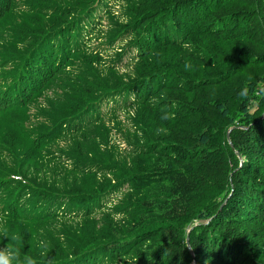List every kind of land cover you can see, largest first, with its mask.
Segmentation results:
<instances>
[{
	"label": "trees",
	"instance_id": "1",
	"mask_svg": "<svg viewBox=\"0 0 264 264\" xmlns=\"http://www.w3.org/2000/svg\"><path fill=\"white\" fill-rule=\"evenodd\" d=\"M12 1L0 0V191L13 188L8 202L0 193V246L22 241L20 264H264V0H89L82 15L25 51L10 32ZM56 1L36 7L60 10ZM108 8L107 29L97 32L102 44H121L110 64L129 53L132 71L111 66L108 76L95 75L83 109L62 105L71 113L38 131V147L60 139L64 152H81L79 169L65 178L35 171L33 158L16 151L27 139L24 110L53 86L76 37L84 44ZM47 16L23 26L41 29ZM52 105L37 107L47 124ZM121 107L135 111L134 137L118 162L114 145L100 149L87 131ZM68 209L81 220L78 232L56 229L55 243L52 226L50 235L42 230Z\"/></svg>",
	"mask_w": 264,
	"mask_h": 264
},
{
	"label": "rangeland",
	"instance_id": "2",
	"mask_svg": "<svg viewBox=\"0 0 264 264\" xmlns=\"http://www.w3.org/2000/svg\"><path fill=\"white\" fill-rule=\"evenodd\" d=\"M40 2V0H13L12 1V11L15 10V24L13 27L10 26V32L13 36V40L18 37V41L16 46L20 50H27L31 46L35 45L37 41L47 34V29H55L56 25L62 23L63 21H70L74 19L80 11V7L84 5H88L90 3L89 0L83 2V0H57L56 2L62 5L60 10L52 9L46 11L36 7V4ZM31 6V8H30ZM36 9L40 10L37 11ZM114 15L120 13L122 9L121 4L119 2H115L112 4L110 8ZM109 10L103 9L98 15L97 19L94 18L96 24L92 23V27L89 30L88 37L85 40L84 44L80 43V39L74 40L77 45V48L74 49V55L70 58L69 62L71 63L67 67H64L56 77L53 86L49 88L44 95L40 96L36 99L33 104L29 107V109L24 110L25 115L23 116V131L27 134V139L25 140L24 146H26V151H22L23 148H19L16 151H21L18 155L19 159L25 160L28 158H33L34 164L38 167H35V171L45 172L51 171L54 174L60 175L61 178L70 177L73 175V172L78 170L79 166L76 164V159H78L81 152L66 153L64 152L65 142L63 140H50L48 142L43 143L40 147L36 146L39 142L40 135H38V131H41L42 128H47L48 130L53 127V122H55L60 117L66 116L70 114L68 110L62 108V105H73V112L79 111L83 109L86 105V95L89 91L90 84L92 83V79L95 75L99 78H103L108 76V68L115 67L120 73L132 71V64H129L131 55L126 53L122 56L121 60L116 62L115 64H110V62L114 59V54L120 50V45L116 44L112 47H108L103 43L104 38L101 35H104V32L98 33L99 29L103 31L107 29V21L108 19L105 17V13ZM106 11V12H105ZM48 13L47 16V24L41 29L36 28H28L25 25L30 19H32L35 15L39 13ZM53 12H60L62 16L60 17H52ZM105 12V13H104ZM104 13V15H102ZM11 13H9L10 15ZM8 15V16H9ZM5 27L7 24H4ZM23 31V32H21ZM71 37H74V32L70 33ZM6 39L5 36L1 33L0 30V53L4 50ZM75 45V46H76ZM85 47V48H84ZM84 49V52H81ZM24 58V55L21 56ZM1 60V58H0ZM128 64V65H127ZM11 68V64L7 65L5 68V72H8ZM16 89L15 86L11 88V92L13 93ZM75 96L77 101H71V96ZM52 107L49 109V113L52 116V122L47 124V121L44 117H41L40 112L37 110L38 106L48 107L52 104ZM112 104H109L106 109ZM134 109L131 108H115V112L104 114L102 119H94V122L98 125L92 132H88L90 138L93 141V144L100 149L106 145H114V152L112 153V161L119 162V156L129 157L130 154L127 152H123L126 149V140L134 137L133 131L134 128L129 120V117L133 116ZM91 119V118H90ZM50 121V120H49ZM231 127L228 129V131ZM17 130V128L15 129ZM97 131H102L103 135L97 134ZM50 133V132H47ZM230 133V132H229ZM229 133L226 135L228 142L231 144L229 139ZM38 135V136H37ZM48 135V134H47ZM46 135V136H47ZM30 138L34 140V143L30 142ZM47 149L44 157L42 158L40 155L43 153L42 148ZM115 147H118V150H115ZM38 148H41V152L38 151ZM90 148V147H89ZM86 149V147L84 148ZM36 152H39V155H35ZM92 150L90 148L89 156L91 157ZM3 158H7L9 160L14 159L17 161L13 155H4ZM116 158L117 160H115ZM240 160L242 158L240 157ZM102 169L100 170V172ZM107 177H112V174H104ZM5 185V183H4ZM13 189L9 184H6L5 187H2L0 193L2 194V200L5 198L7 202L9 201L12 193H10L9 189ZM117 195L114 197H119ZM113 199L112 203L115 201ZM4 208L0 209L3 210ZM10 209L8 208V211ZM83 216V215H82ZM120 216H116L119 218ZM78 218V214L68 209L66 213L63 211L55 212V215L51 216L48 219L47 229L42 230L46 231L49 235L52 230H55V236L52 238H48L55 242L60 233L56 231V229L64 228L65 226L76 228V233L78 232L79 224L81 222ZM98 218V217H97ZM52 226V230L49 231L48 228ZM189 230V226L186 227V231ZM40 233L38 236H40ZM32 238V237H31ZM30 238V239H31ZM28 239V240H30ZM187 240V239H186ZM57 243V242H55ZM22 241L19 244L14 245L13 242L5 244H1L0 246V264H20L18 260L19 257L26 256L21 252L22 250ZM29 244L26 246V249L31 246ZM25 249V250H26ZM30 250V249H29ZM28 250V251H29ZM26 251V252H28ZM28 262V259L26 261Z\"/></svg>",
	"mask_w": 264,
	"mask_h": 264
},
{
	"label": "clouds",
	"instance_id": "3",
	"mask_svg": "<svg viewBox=\"0 0 264 264\" xmlns=\"http://www.w3.org/2000/svg\"><path fill=\"white\" fill-rule=\"evenodd\" d=\"M28 264H34V262H33V261H31V260H29V261H28Z\"/></svg>",
	"mask_w": 264,
	"mask_h": 264
},
{
	"label": "water",
	"instance_id": "4",
	"mask_svg": "<svg viewBox=\"0 0 264 264\" xmlns=\"http://www.w3.org/2000/svg\"><path fill=\"white\" fill-rule=\"evenodd\" d=\"M186 241L188 242V239Z\"/></svg>",
	"mask_w": 264,
	"mask_h": 264
}]
</instances>
